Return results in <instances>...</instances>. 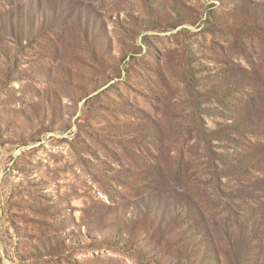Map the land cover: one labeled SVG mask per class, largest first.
<instances>
[{"label":"rangeland","instance_id":"1","mask_svg":"<svg viewBox=\"0 0 264 264\" xmlns=\"http://www.w3.org/2000/svg\"><path fill=\"white\" fill-rule=\"evenodd\" d=\"M0 264H264V0H0Z\"/></svg>","mask_w":264,"mask_h":264}]
</instances>
